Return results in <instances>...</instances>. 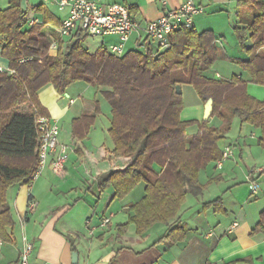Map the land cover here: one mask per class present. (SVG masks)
<instances>
[{
	"label": "trees",
	"instance_id": "trees-1",
	"mask_svg": "<svg viewBox=\"0 0 264 264\" xmlns=\"http://www.w3.org/2000/svg\"><path fill=\"white\" fill-rule=\"evenodd\" d=\"M22 1L10 0L9 7L0 11L2 56L15 72L0 74V240L16 243L9 190L27 186L39 169L41 132L36 119L47 117L39 93L52 86L64 95L80 82L101 91L109 102V136L114 143L111 154L130 160L124 170L98 177L99 198L112 190L109 204L123 201L144 184L143 198L128 206V223L116 227L118 234L123 236L134 226L136 234L143 237L164 226L165 233L153 245L185 240L188 229L181 213L187 197L203 196L206 187L201 173L221 160L218 143L226 139L233 121L239 119L260 129L258 145L264 149V103L247 90L249 82L264 87V2L244 0L238 4L237 16L245 27L236 26L234 32L248 57L240 61L228 58L212 31L199 32L194 27L173 33L171 45L164 51L146 38L122 57L110 54L105 46L91 53L82 45L84 36L76 33L68 45L57 40L58 50L52 55V41L42 26L29 25ZM220 61L236 64L250 81L235 75L231 80L209 78L207 73ZM178 86L193 87L204 105L214 101L208 121L182 120L184 101L176 92ZM99 113L96 102L94 113L72 122L74 140L81 142L88 137ZM213 118L221 124L211 126ZM197 124L198 134L188 135V128ZM211 207L225 212L221 198L204 209ZM256 231H264V213ZM16 264H21V256Z\"/></svg>",
	"mask_w": 264,
	"mask_h": 264
},
{
	"label": "crops",
	"instance_id": "crops-1",
	"mask_svg": "<svg viewBox=\"0 0 264 264\" xmlns=\"http://www.w3.org/2000/svg\"><path fill=\"white\" fill-rule=\"evenodd\" d=\"M9 1L0 0V11L9 7ZM60 1L62 0L22 1L29 25L31 21H37L35 26H42V32L50 41L59 40L57 30L69 16V8L60 10ZM93 1L105 7L119 4L130 11L138 29L133 33L127 51L137 49L138 45L143 43L147 38V26L151 22L161 18L167 11L178 9L185 2ZM242 1L244 0H194L197 6L204 9V12L195 18L194 28L199 32L212 31L215 36L218 33L224 36L225 31L236 26L245 27L240 24L237 16L238 4ZM215 20L225 24V28L217 26ZM104 38H112L111 45L119 42L118 37ZM70 40L66 38L63 41L68 45ZM221 43L217 40L219 47H222ZM261 52L264 54V49ZM50 53L55 55L57 51ZM0 65L9 69L8 60L2 56L1 46ZM241 72L237 76L249 82L248 74L242 69ZM207 76L215 78L209 73ZM219 78L221 75L217 72L216 79ZM252 85L254 84L249 82L247 90ZM181 88L185 107L189 106L193 110L190 117L181 115L182 120L195 121L198 124L204 122L205 105L194 88ZM66 97L70 98V95L67 94ZM38 98L47 117L58 125L60 135L64 134L67 140L59 141L58 149L49 163L48 175L40 176L31 189L28 185H17L9 190L8 203L15 220L16 243L11 245L0 240V264H16L26 244L33 246L29 264H73L75 252L78 254L77 264H264V231H256L264 213V176L260 177L264 173V162L252 157L254 147H260L258 140L262 133L253 134L250 139L240 137L231 145L218 143L221 152L230 147L233 155L222 167L217 163L207 167V180L202 183L206 187L203 196L195 198L196 201H190L192 196L187 197L181 213V221L188 229L186 239L172 245H153L163 236L166 227L157 226L143 237L136 234L134 226H130L123 236L116 230V227L128 223V206L140 202L144 194L134 201L116 200L109 204L112 190L101 198L97 190H91L97 186L98 177L108 173L105 172L107 169H111L109 172L124 170L130 164L129 159L115 158L111 154L112 149L106 146L98 149L88 148L91 134L81 142L73 139L72 122L84 114L94 113L96 105L92 106L86 102L82 107L74 108L72 106L76 101L73 99L64 104V97L52 86L44 88ZM198 124L188 128V135L198 134ZM220 124L217 118L210 120L211 126L217 127ZM61 146H66L67 150L70 147L71 152L65 172L59 175L54 173L50 166L58 157ZM237 152L240 153L239 159L236 157ZM247 152L249 154H246ZM246 155L251 157L250 164L244 159ZM107 162L110 163L109 167L105 166ZM240 162L245 164L248 174L242 171ZM80 178L84 179V185H81ZM215 178H218L219 182H211ZM251 182L257 187L255 192L250 188ZM209 192L214 193L210 198H206ZM78 193H81V196H78ZM31 198L38 204L33 213L28 211ZM219 198L222 199L225 212H217L214 207L204 209ZM105 219H109L110 223L106 228H102L101 224ZM235 223L238 226L233 228ZM92 230L93 235L90 236Z\"/></svg>",
	"mask_w": 264,
	"mask_h": 264
},
{
	"label": "built area",
	"instance_id": "built-area-1",
	"mask_svg": "<svg viewBox=\"0 0 264 264\" xmlns=\"http://www.w3.org/2000/svg\"><path fill=\"white\" fill-rule=\"evenodd\" d=\"M60 10L69 8V16L58 28L57 33L60 40L71 38L74 34L79 33L82 36L92 38L98 37H118L119 42L111 45L108 50L110 54L122 57L127 52V45L131 40L133 33L138 29L137 23L133 20L130 11L119 4L110 6H101L93 0H62L59 3ZM204 12L202 7L195 4L194 0H185L183 5L178 9L167 11L161 18L151 22L146 29L147 38L155 44L159 50H167L170 47L169 37L181 30L192 29L195 24V18ZM38 22L31 21L30 26H35ZM59 41L53 40L50 51H57ZM9 73L14 75L15 72L0 65V74ZM36 124L41 132L40 145L38 149L39 169L32 176L28 184L31 189L34 183L41 176L42 170L48 164L50 158L56 153L59 146L60 129L48 117H39ZM67 147L61 146L58 157L51 163V169L56 174H62L65 163L68 159ZM233 155L232 148L228 147L222 152V158L217 162L219 167ZM250 188L253 192L257 187L251 182ZM37 202L30 200L28 205L29 213L37 209ZM89 222L87 221V224ZM110 223L109 219L103 220L101 227L106 228ZM238 226L237 223L233 228ZM93 235V230L90 236ZM33 252V246L26 244L21 253V264H29L30 256Z\"/></svg>",
	"mask_w": 264,
	"mask_h": 264
},
{
	"label": "rangeland",
	"instance_id": "rangeland-1",
	"mask_svg": "<svg viewBox=\"0 0 264 264\" xmlns=\"http://www.w3.org/2000/svg\"><path fill=\"white\" fill-rule=\"evenodd\" d=\"M215 23L217 26H220V27L224 26V28H225V24L223 25L219 20H215ZM226 25H227V23H226ZM232 29L225 31L226 35H224V36H221L220 33H218V35H216V39L218 41L222 42L221 48L224 51L226 50V54H227L229 59L244 61V60H246V58L248 59V57H247L245 51L242 49L241 45L239 44L238 38L236 37L235 32H234V28H232ZM227 40H228V44H227ZM248 42H247V44L250 45V42L249 43ZM112 43H113L112 38H102V37L92 38V37L84 36L82 45L89 52L94 53L101 46L109 47ZM141 50L144 51L143 49H141ZM217 72L221 75V78H219V79H216ZM240 73H242L241 68L239 66H237L236 64H233L229 61H220V62L216 63L214 68L209 72V75L215 77L214 78L215 80H231L234 75L237 76ZM244 78L246 79V75H244ZM67 94L70 95V98L66 97ZM248 94L264 103V87L263 86H259L256 84L250 86L248 89ZM61 96L64 97V101H63L64 104H68L69 99L75 100L76 103L74 104V106H72L74 108L75 107H82V105H84V103H86V102L90 103V105H92V106H95L96 102L99 104L100 113L97 115L95 123H94V127L91 128V131L89 133V134H91V138H90V141L88 142L87 146H88V148H95V149L96 148L98 149L102 146H106V148L113 150L114 149V143L109 136V129L111 127V122H112V114H111L112 109H111L109 102L102 95L101 91L97 90L96 88H93L92 86H90L86 83L80 82V83H76V84L72 85L69 88V90L67 91V93L64 95H61ZM256 96L260 97V99ZM183 101H184V98H183ZM192 112H193L192 108L189 106L185 107V104H184V110L182 112V115L190 117L192 115ZM257 133H262V132L260 129L255 128L254 126H251L249 124H242L239 119H235L232 123L230 131L227 133V138L221 142L223 145H225L227 143H228V145H231V144H234L235 141L238 140L240 137H242L243 139L244 138L250 139V138H252L253 134L255 135ZM66 140H67V138L65 137L64 134L59 136V141L65 142ZM254 149L255 150L252 151V155H253L252 157L254 159H257L259 161L264 162V149L260 148V147L258 148L257 146H255ZM70 152H71L70 147H68V151H67L68 159L65 163V166L69 161ZM239 154L240 153L237 152L236 157L238 159L240 157ZM246 154H249V153L247 152ZM244 159L247 160L246 163H248V164L251 163V161H249L251 159V157H249L248 155H246ZM50 161H51V158H50L48 164L42 170L41 176L42 175L43 176L48 175ZM240 165H241L242 171H245V173L248 174V170H246V167H244L245 164L240 162ZM105 166L109 167L110 163L107 162V164ZM64 169H65V167H64ZM157 169H158V167H157ZM110 170L111 169H107V171H105V172H109ZM63 172H65V171H63ZM81 172H83V171H81ZM102 172H104V171L102 170ZM49 175H52V174H49ZM201 176H202L201 177L202 183H205L207 180L206 179V176H207L206 172L203 171L201 173ZM263 176H264V173H262L260 175V177H263ZM81 181H82L81 185L82 184L84 185V179L80 178V182ZM214 187H215V185H214ZM87 189H88V187H87ZM81 190L84 192L83 188ZM91 190L92 191L97 190V186L95 185L94 187H92ZM213 193L209 192L206 194L205 197L210 198L213 195ZM78 194H79L78 196H81V193H78ZM142 194H144V184H140L132 192V194L130 196H128V199L126 198V201H134L135 199H138L140 197V195H142ZM190 201H196V200L194 197H191Z\"/></svg>",
	"mask_w": 264,
	"mask_h": 264
},
{
	"label": "water",
	"instance_id": "water-1",
	"mask_svg": "<svg viewBox=\"0 0 264 264\" xmlns=\"http://www.w3.org/2000/svg\"><path fill=\"white\" fill-rule=\"evenodd\" d=\"M176 92L178 95H182V88L181 86H178L176 89ZM214 109V101L212 99L208 100V102L205 104V111H204V121H208L213 113ZM78 263V254L75 252L73 253V264Z\"/></svg>",
	"mask_w": 264,
	"mask_h": 264
}]
</instances>
